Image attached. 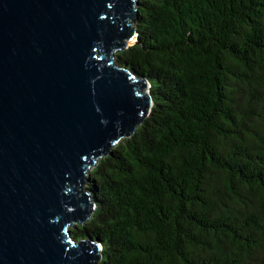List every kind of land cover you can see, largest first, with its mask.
<instances>
[{"label": "trees", "instance_id": "trees-1", "mask_svg": "<svg viewBox=\"0 0 264 264\" xmlns=\"http://www.w3.org/2000/svg\"><path fill=\"white\" fill-rule=\"evenodd\" d=\"M137 11L113 59L154 105L97 162V208L73 237L101 246L98 264H264V0Z\"/></svg>", "mask_w": 264, "mask_h": 264}, {"label": "water", "instance_id": "water-1", "mask_svg": "<svg viewBox=\"0 0 264 264\" xmlns=\"http://www.w3.org/2000/svg\"><path fill=\"white\" fill-rule=\"evenodd\" d=\"M138 0H0V264H98L71 229L97 208V162L151 112V85L115 63Z\"/></svg>", "mask_w": 264, "mask_h": 264}, {"label": "rangeland", "instance_id": "rangeland-1", "mask_svg": "<svg viewBox=\"0 0 264 264\" xmlns=\"http://www.w3.org/2000/svg\"><path fill=\"white\" fill-rule=\"evenodd\" d=\"M133 44H134V41L131 42V43H128V46H131V45H133ZM117 53H118V51H117ZM117 53H115V56H116ZM115 60H116V59H115Z\"/></svg>", "mask_w": 264, "mask_h": 264}]
</instances>
